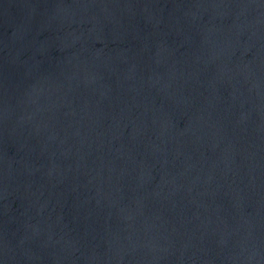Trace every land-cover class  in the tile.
<instances>
[{"label": "water", "instance_id": "water-1", "mask_svg": "<svg viewBox=\"0 0 264 264\" xmlns=\"http://www.w3.org/2000/svg\"><path fill=\"white\" fill-rule=\"evenodd\" d=\"M0 242L264 264V0H0Z\"/></svg>", "mask_w": 264, "mask_h": 264}]
</instances>
